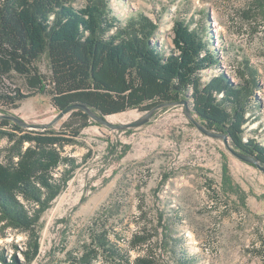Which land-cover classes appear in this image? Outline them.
<instances>
[{
  "label": "rangeland",
  "instance_id": "374dc122",
  "mask_svg": "<svg viewBox=\"0 0 264 264\" xmlns=\"http://www.w3.org/2000/svg\"><path fill=\"white\" fill-rule=\"evenodd\" d=\"M96 1L112 11L121 27L141 14L151 18L158 25L151 42L166 52L174 48L178 20L198 30L218 57L202 71L204 82L220 73L235 84L255 78L245 136L264 141V0ZM88 2L78 0L75 6ZM38 68L48 79V62L42 59ZM11 87L34 92L20 74L0 76V90ZM3 108L0 105V130H9L1 124ZM133 110L137 118L107 120L129 124L146 114L127 111ZM7 112L22 118L28 130H61L69 118L60 116L48 93H34ZM193 117L199 120L195 113ZM7 145L0 134V149ZM64 154L76 157L80 166L42 213L39 250L30 264H75L71 254L80 255L93 220L115 201L120 208L110 222L124 236L138 226L143 211L152 218L151 224H158L159 211L174 217L178 210L182 221L176 235L184 237L194 264H264V171L235 155L223 137L203 132L182 104L164 105L148 122L134 127H111L93 119ZM156 242L153 239L155 252L163 263L172 264L170 250ZM26 246V233L0 228V247L8 261L16 256L26 263Z\"/></svg>",
  "mask_w": 264,
  "mask_h": 264
},
{
  "label": "trees",
  "instance_id": "16d2710c",
  "mask_svg": "<svg viewBox=\"0 0 264 264\" xmlns=\"http://www.w3.org/2000/svg\"><path fill=\"white\" fill-rule=\"evenodd\" d=\"M77 1L0 0V76H24L33 94L48 93L59 111L84 103L109 116L187 98L203 125L227 134L237 149L264 165V141L245 136L257 86L254 77L235 84L220 73L204 82L202 71L218 57L185 20L175 23L174 48L166 52L151 42L158 25L148 16L132 17L121 27L103 4L89 0L78 8ZM42 59L50 67L48 79L38 68ZM247 70L255 75L250 67ZM33 94L17 87L0 90L3 115ZM92 122L83 109L73 110L61 130H28L11 119L2 120L10 129L0 130L8 140L0 149V228L26 233L27 249L26 263H21L16 256L8 261L0 247V264H30L35 258L41 215L80 166L76 157L64 154L66 146ZM119 208L115 201L93 220L80 255L71 254L75 264H169L155 252V238L160 248L170 250L172 264H194L184 237L176 235L182 221L178 210L174 217L159 211L158 224H151L143 211L138 226L124 236L110 222Z\"/></svg>",
  "mask_w": 264,
  "mask_h": 264
},
{
  "label": "water",
  "instance_id": "95a60500",
  "mask_svg": "<svg viewBox=\"0 0 264 264\" xmlns=\"http://www.w3.org/2000/svg\"><path fill=\"white\" fill-rule=\"evenodd\" d=\"M168 104H182L185 107V111L188 114V116L193 120V122L206 134L214 136V137H223L225 139L226 144L228 145V147L230 148V150L237 155L239 158L255 164L256 166H258L261 170L264 171V165L261 164V162L252 154L250 153H246V152H242L239 149H237L231 142L230 137L223 133V132H218L215 130H211L209 128H207L205 125H203L201 123L200 120H196L193 117V111L190 107L189 104V100L187 98H184L180 101H172V102H163L160 104L155 105L153 108H151L148 111H145L146 114L141 117L140 119L129 123V124H110L107 120V116L108 115H102L96 111H94L91 107H89L88 105L84 104V103H73L71 105H69L68 107H66L65 109H63L62 111H60V116H64L65 114H70L73 110L75 109H83L84 111H86L94 120L100 121L104 124H108L111 127H117V128H128V127H134V126H139L142 125L146 122H148L150 120L151 115L155 112V110L159 109L160 107L164 106V105H168ZM3 117L11 119L12 121L20 124L23 127L28 126V124L19 116L13 115V114H7V115H3ZM42 127H47V126H42Z\"/></svg>",
  "mask_w": 264,
  "mask_h": 264
},
{
  "label": "bare ground",
  "instance_id": "6f19581e",
  "mask_svg": "<svg viewBox=\"0 0 264 264\" xmlns=\"http://www.w3.org/2000/svg\"><path fill=\"white\" fill-rule=\"evenodd\" d=\"M138 116H139L138 112L133 110V111H124V112L112 114L107 116V118H109V120L111 121L118 122L119 120L134 119L137 118Z\"/></svg>",
  "mask_w": 264,
  "mask_h": 264
}]
</instances>
